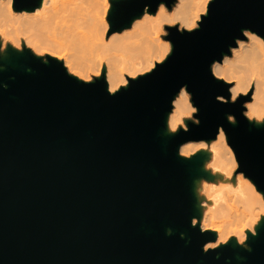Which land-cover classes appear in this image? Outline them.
I'll return each mask as SVG.
<instances>
[{"label": "water", "instance_id": "obj_1", "mask_svg": "<svg viewBox=\"0 0 264 264\" xmlns=\"http://www.w3.org/2000/svg\"><path fill=\"white\" fill-rule=\"evenodd\" d=\"M175 1L112 0L108 34ZM165 29L170 54L115 92L105 76L83 81L54 57L11 51L0 67V264H264V222L248 248L205 249L216 235L193 223L204 157L179 154L223 129L237 172L264 194V124L245 115L251 92L231 100L211 68L245 30L264 38V0H211L198 27ZM184 87L197 122L167 133Z\"/></svg>", "mask_w": 264, "mask_h": 264}, {"label": "bare ground", "instance_id": "obj_2", "mask_svg": "<svg viewBox=\"0 0 264 264\" xmlns=\"http://www.w3.org/2000/svg\"><path fill=\"white\" fill-rule=\"evenodd\" d=\"M210 2L177 0L172 11L162 3L155 13L146 9L142 15L134 18L128 28L107 37V14L111 10L108 0H41L35 9L20 11L12 7L13 0H0V45L8 57L16 45L35 49L40 48L42 43L55 47H75L102 65L108 88L115 92L126 84L127 76L136 78L149 72L156 62H162L170 54L171 42L162 40L166 25L178 23L180 29L186 30L198 27L200 16L207 13ZM244 33L248 40H238L237 47L231 49L232 55H225L221 62L215 61L211 68L216 75L234 80L230 88L232 100L254 87L246 114L262 120L264 38L250 30ZM241 68L249 69V77L239 74ZM191 103V94L185 87L182 88L173 101L174 109L166 117L167 133L176 131L189 118L194 108ZM230 121L234 122L231 117ZM213 140L210 143L204 140L190 141L179 147V154L183 157L201 155L207 159L214 174L218 175L219 182L210 183L211 198L205 200L203 207L201 202L197 203L202 230L212 231L216 235L215 243H207L205 249L219 246L230 239L248 248L243 244L244 237L255 225L259 228L264 222V200L249 178L238 179L231 169L226 168L233 156L224 130L220 129ZM209 173L207 171L206 175L209 176ZM198 179L194 182L196 196ZM218 214L223 221L227 220L229 226L214 220ZM193 223L196 224V218Z\"/></svg>", "mask_w": 264, "mask_h": 264}, {"label": "rangeland", "instance_id": "obj_3", "mask_svg": "<svg viewBox=\"0 0 264 264\" xmlns=\"http://www.w3.org/2000/svg\"><path fill=\"white\" fill-rule=\"evenodd\" d=\"M111 1L112 0H108V2H109L108 4H110V6H111ZM176 2H177V0L174 2V4L172 5V7L170 9L167 8L164 4L163 5L169 11H172L174 5L176 4ZM12 7H13V4H12ZM108 15H109V13L107 14V18H108ZM202 15L203 14H201V16ZM201 16H200V18H201ZM173 25H178L179 26L178 23H174L172 25H166V26H173ZM181 29H183V28H181ZM106 34H107V37L110 36V34H108V32ZM167 34H168V32H167V30L164 27V32L162 34V40L165 41V42H170V41H167V40L164 39V36L167 35ZM247 40H248V38L246 36L245 39L242 40V41H247ZM237 43H238V41H237ZM26 46L27 45H21V46L20 45H16L12 51H15L17 53H22L25 50H28V51L32 52L35 56L40 57L43 60H46V58L48 56L54 57V58H56V59H58V60H60V61H62L64 63L65 67L67 68L68 72L71 75H73V76H75L78 79L83 80V81L91 82V81H94L95 78H101L102 76H105L106 77V71L103 69V67H102V65L100 63H97V62L93 61L92 59L88 58L86 55H83L80 51H78L77 49H75V47L72 48V47H69L68 45H61L59 47H55V46H52L51 44H48V43H42V45L40 46V48H37V49H35L33 47H29V46L26 47ZM56 51H58L59 53H57ZM231 55H232V52H231L230 55H227V56L229 57ZM7 58H8V56L5 55V53L3 51V48L0 45V67L1 68H4L3 63L6 62ZM212 72H213V70H212ZM213 74L218 79H222V80L226 81L227 83H230L231 85L234 84V80H227L226 77H222V76L216 75L214 72H213ZM239 74L242 75V76H245L247 78L250 75V71H249V69L241 68L239 70ZM139 75H141V74H139ZM128 78L129 77L127 76L126 77V84L123 85V86H127V84H128ZM106 79H107V77H106ZM123 86H120V87H123ZM250 92H251V99H250V101H248V102L245 103V106H246L245 115H246L247 118L249 117L246 114L247 104L252 101V95H253V92H254V87H250V89L248 91L240 94V95H247ZM235 100H233V101H235ZM191 104L194 107L193 103H191ZM173 109H174V105H173ZM196 112H197V109H196V107H194L193 110H192V113L189 116V118L186 119L184 121V123L179 128H186L187 127V123L189 121L197 122V119L194 118V114ZM231 118L233 119V121H235V119H234L233 116H231ZM248 120L251 121V122H253V123H255V124H257V125L264 124V117L262 118V120L249 117ZM176 131H173L172 133H174ZM210 141H214V140H210ZM210 141H205V142L206 143H210ZM186 143H188V142H186ZM229 148L232 150V148L230 146H229ZM232 156H233L232 157L233 160L231 159L230 162L228 161L226 168L232 170V173H233V176L234 177H236L238 179L240 178L242 180H246L247 178L244 176V174L242 172H237V170H238V162L236 160V157H235V154H234V151L233 150H232ZM186 158H190V157H186ZM206 161H207V159H204V162L202 164V168H203V166H204V168L201 169L204 174L199 177L200 179L197 180V186H196V188H197L196 189V193L198 195V196H196L197 202H201L202 203L201 204L202 207H203V205H205V200L211 198V195H210V192H211L210 191V183H216V180H217V182H219L218 175L216 176L214 174V172L212 171V168H210V166L208 165V163H210V162H208V161L206 162ZM206 170L211 173V174L209 173V176L206 175V173H207ZM213 175L217 177V178L215 177L216 178L215 180H214V176ZM208 178L211 179V180H213V181H210ZM255 189L257 190L256 187H255ZM260 193H261L262 198L264 200V194L262 192H260ZM201 195H203V196H201ZM199 218H200V216L198 218H196V224L197 223L198 224L201 223V221H199ZM214 220L217 221V222L218 221L219 222H222V223L225 222L227 224V226H229V223L227 222V220L226 221H223V218L219 214L215 217ZM254 227H253V229L249 230L248 233L255 234L256 233V230H257V227H255V229H254ZM244 238L245 239H244L243 244H245L247 246L246 242H247V239H248V235H246ZM229 241H231V239L228 240L227 242H229ZM227 242H225V243H227ZM212 243H215V242H212ZM225 243H222V244H225ZM236 243L240 245V243H238V241H236ZM219 245H221V244H219ZM215 247H217V246H215Z\"/></svg>", "mask_w": 264, "mask_h": 264}]
</instances>
